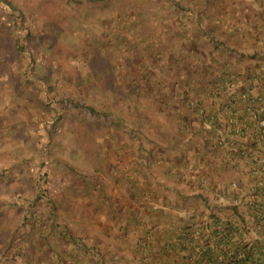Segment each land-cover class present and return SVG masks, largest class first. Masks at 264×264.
Listing matches in <instances>:
<instances>
[{
    "label": "rangeland",
    "instance_id": "obj_1",
    "mask_svg": "<svg viewBox=\"0 0 264 264\" xmlns=\"http://www.w3.org/2000/svg\"><path fill=\"white\" fill-rule=\"evenodd\" d=\"M149 7L160 9L152 11L154 15L142 14ZM171 12L165 9L164 0L0 1V264H86V261L92 264L89 259L92 253L84 255V246L79 241L81 255L74 259H64L65 254L60 256L65 251L63 248L74 244L69 242L63 248L61 244L69 233L77 240L88 233L84 244H91L92 229L84 228V222L102 225L104 233L111 234L112 215L108 219L104 216L106 211L110 212L108 203L121 210L122 204L115 199L130 202L126 187L132 183H137L134 188L140 186V181L132 180L138 174L131 168L135 166L134 154L131 155L130 148L123 147V135L116 136L123 131L120 126L117 132L115 120L123 118L135 132L148 125L144 113L138 115L140 111L135 109L141 107L140 103L132 101L127 92L128 77L145 88L144 95L151 108L161 102L155 93L157 77L145 80L143 64H152L147 67L155 75L160 70V77L157 76L161 78L162 88L168 76L163 70L184 72L182 64L161 58L163 54L169 56L165 32L161 36L158 32L152 34L166 17L171 21ZM118 13H129L131 17L121 20ZM132 17L135 25L131 26ZM124 36L129 46L119 39ZM143 38L154 43L152 51L148 50L152 54L144 50ZM104 44L113 47V66L121 84L114 98L110 100L89 80L85 81L89 69L83 62L80 70L70 75V83L65 78L58 81L59 75L68 74L67 67L57 68L64 64V57L83 59L96 46ZM196 45L189 44L190 51L197 53ZM208 55V51L204 52L199 59L207 60ZM188 71L191 75L193 70ZM47 80L51 86L45 90ZM150 89L154 91L152 95L147 93ZM41 94L57 108L55 119H43V128L34 123L37 110L32 101ZM61 102L68 103L64 117H60ZM130 102L136 106L134 109ZM101 111H105L103 118L99 117ZM156 113L154 109L152 114L156 116ZM78 117L84 121L79 122ZM108 123H113L116 133H104ZM38 127L45 135L35 133ZM82 128L87 134L77 139ZM147 134L155 137L149 132L144 135ZM141 139L133 138L134 145L140 146ZM121 171L133 177L121 175ZM41 194L47 199L39 201L37 197ZM98 199L105 202L100 209ZM126 210L129 213L130 208ZM102 255L107 262L110 260L107 252ZM115 259L118 260L117 256Z\"/></svg>",
    "mask_w": 264,
    "mask_h": 264
},
{
    "label": "trees",
    "instance_id": "obj_2",
    "mask_svg": "<svg viewBox=\"0 0 264 264\" xmlns=\"http://www.w3.org/2000/svg\"><path fill=\"white\" fill-rule=\"evenodd\" d=\"M221 2L222 0H164L165 9L172 11L171 21L168 20L169 17H164L158 30L154 28L152 34L158 32L161 36L162 31L165 32L169 56L163 54L161 58L175 65L182 64L186 75L180 77L179 71L169 73V70H163L168 76L162 88L161 78H158L160 70L155 75L147 67L152 64H143L145 80H150L151 76L157 77L155 81L158 90L155 93L161 102L157 107L153 105L157 109L156 116L152 114L154 109L146 101L145 88L142 89L137 80L130 77L127 79V83H130V86L127 85L130 98L141 105L139 108L130 102L132 109L136 107L140 111L138 115L144 113L142 116L148 119V125L136 132L123 118L115 120L117 132L120 126L123 131L116 136L120 138L123 135V147L130 148L131 155L134 154L135 157V166L132 165L131 168L138 172L135 179L124 171H121V175L133 177V182L140 181L137 188H134L137 183L126 187L128 196L135 201L144 197L150 202L154 201L153 197L158 201L167 194L168 198L172 197L171 204L166 206V211L162 214L164 220L166 217L172 220L166 233L165 226L157 233V225L162 226L161 219L154 223L142 212L140 202L139 205L129 207V213L136 210L142 217L128 218L137 232L132 237L136 243H129V246L136 249L137 253L141 251L139 254L144 264H264V92L247 94L241 100L238 98L241 77L236 70L228 72L217 67L214 74L210 69L209 74H205L204 65L202 70L192 71L191 75L188 71L191 65L194 66L186 51L188 39L194 35L199 36V41L202 38L200 36L206 34L212 37L211 32L204 29V25L208 26L207 22L213 21L222 23L223 18L218 10ZM159 9L160 7H149L142 14L154 15L152 11ZM118 17L123 20L124 17H131V14L118 13ZM131 23V26L135 25L133 17ZM192 23L193 26L190 25ZM211 37L206 44L196 45L198 53L203 55L209 50L210 53H217L216 59L219 58L218 54L227 52L226 50L238 53L236 48H230L216 37ZM125 38L127 37L119 39L129 46L130 42ZM142 41L145 43L144 50L150 53L148 50L152 51L154 43L148 42L146 38ZM112 45L114 47L115 44ZM112 48H107L105 44L96 46L83 59L76 56L72 59L64 57V64L57 68L62 69V65L67 67L68 74L59 75L58 81L65 78L70 83V75L76 74L83 62L89 69L86 82L89 80L108 98V95H117L121 84L117 69L113 66ZM254 54L240 53L239 56L245 60H254ZM263 55L264 52L257 56L263 59L264 64ZM69 69H73V72ZM25 79L23 77V82ZM46 83L45 90L51 86L50 81L47 80ZM262 85L264 86V82ZM150 87L153 89V86L149 85ZM152 89L147 91L149 95L154 93ZM21 98L24 99L23 94ZM32 101L37 110L35 124H40L43 128V119H55L57 108L46 102L42 94ZM61 104L60 117H64L68 103ZM104 112L99 113L100 118H103ZM105 115L109 113L106 112ZM77 120L84 121L80 117ZM107 125L109 127L105 126L104 133H116L112 129L113 123ZM41 127L36 128L35 132L39 136L45 135ZM78 132L81 135L76 136L77 139L87 134L84 128ZM148 132L155 137L144 135ZM136 136L142 138L140 146L134 145L133 138ZM37 198L44 201L47 196L41 194ZM37 228L36 225L35 233ZM162 233L167 236L170 234L171 238H159ZM110 236L111 234L103 236V239L110 242ZM85 237L77 240L76 236L69 233L61 247L67 246L69 242L74 246L63 248L65 251L60 256L65 254L64 259L78 258L82 249L77 242L79 241L84 246V255L92 253V258H89L92 264H109L97 245L84 244Z\"/></svg>",
    "mask_w": 264,
    "mask_h": 264
},
{
    "label": "crops",
    "instance_id": "obj_3",
    "mask_svg": "<svg viewBox=\"0 0 264 264\" xmlns=\"http://www.w3.org/2000/svg\"><path fill=\"white\" fill-rule=\"evenodd\" d=\"M218 10L221 14V18H223L222 23L214 21L207 22L208 26L204 25V29L207 28V30L211 32L212 37H216V39L220 40V42H224V44L230 48H236L238 53L226 50L227 52L218 54L219 58L216 59L215 56L217 53H210L208 50V59H199V56L202 55L198 52L190 51L191 48H189V44H206L211 36H208L207 34L200 36L202 38H200L201 41H199V36L194 35L188 39V50H186L189 52V59L194 63V66L191 65L190 68L193 72H197L198 70H202L205 65V74H209V69L210 71H213L214 74L217 67L228 72L236 70L241 77V86H239L238 90V98L241 100L246 98L247 94L250 95L251 93L264 92V86L262 85L264 82V64L263 59L257 56L264 52V0H222ZM193 24L194 23L190 25L193 26ZM191 39H193V41ZM240 53H255V58L254 60H245L244 58H240ZM183 75H186L185 71L178 74L180 77ZM97 91L100 92L98 89ZM113 96L116 95L113 94ZM112 98L114 97L110 95L109 99L111 100ZM116 170L119 172V168H116ZM131 172L132 170L129 171V173ZM126 194L128 196L127 189ZM128 198V201L130 202L126 203L115 199L116 203L122 204L120 205L121 210L119 211L116 206L108 203L110 206V212L106 211L104 216H107L106 219H108L109 214L112 215L109 218V224H112V226H110L112 231L110 242L107 241V239H103V236L109 235V233H104L105 229L102 225H92L87 222H84L82 225L84 228L89 227L87 229H92L93 239L91 240V243L95 246L97 245L100 252L105 251L109 254V256H106L110 259L108 260L109 264H144L141 254H139L141 251L138 249L140 252L137 253L136 249L129 246V243H136L132 237L134 235L136 236L137 232L133 223H131L128 218L130 216H134V219L142 218L136 210H133L131 214L128 213L126 208H129L131 205H139L140 202V209L143 210L142 212L145 215H148L154 223L161 219L162 226L157 225V233L158 231H162L164 226L165 233L168 231L169 226L171 227L169 224L172 220L167 219V217L164 220V217H162V214L166 211V206L171 204L170 202L172 201V197L168 198V194L160 201L153 197V202L147 201L144 197L138 198L136 201L131 200L129 196ZM98 200L101 201V199ZM103 203L105 202L101 201V203H99V209L103 206ZM112 205L113 208L111 207ZM107 209L108 207H106V210ZM124 210H126L127 213H123ZM124 220L126 222H124ZM84 235H88V233ZM164 236L167 235L162 233V235H159V238L163 239ZM167 237L168 239L171 238L170 234H168ZM116 256L118 260H113ZM88 262L89 261H86V264H88Z\"/></svg>",
    "mask_w": 264,
    "mask_h": 264
}]
</instances>
